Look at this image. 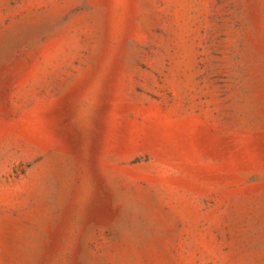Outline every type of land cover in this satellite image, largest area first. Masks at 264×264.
I'll return each instance as SVG.
<instances>
[{"label": "rangeland", "instance_id": "rangeland-1", "mask_svg": "<svg viewBox=\"0 0 264 264\" xmlns=\"http://www.w3.org/2000/svg\"><path fill=\"white\" fill-rule=\"evenodd\" d=\"M0 264H264V0H0Z\"/></svg>", "mask_w": 264, "mask_h": 264}]
</instances>
